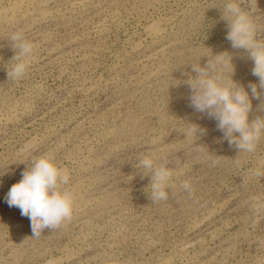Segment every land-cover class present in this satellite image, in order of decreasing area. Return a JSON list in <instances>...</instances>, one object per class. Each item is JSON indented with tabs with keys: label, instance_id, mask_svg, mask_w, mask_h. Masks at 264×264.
Segmentation results:
<instances>
[{
	"label": "rangeland",
	"instance_id": "rangeland-1",
	"mask_svg": "<svg viewBox=\"0 0 264 264\" xmlns=\"http://www.w3.org/2000/svg\"><path fill=\"white\" fill-rule=\"evenodd\" d=\"M224 2L0 0V264H264V177L252 174L264 137L255 153L229 146L185 83L223 52L234 80L258 83L225 39ZM240 2L264 40V0ZM18 31L34 49L14 80ZM49 153L73 213L34 237L6 196ZM144 156L172 171L166 200L153 201Z\"/></svg>",
	"mask_w": 264,
	"mask_h": 264
},
{
	"label": "clouds",
	"instance_id": "clouds-1",
	"mask_svg": "<svg viewBox=\"0 0 264 264\" xmlns=\"http://www.w3.org/2000/svg\"><path fill=\"white\" fill-rule=\"evenodd\" d=\"M222 16L227 21L225 39L233 49L247 53L253 64L251 74L258 78V83L249 82L245 86L234 80L232 56L223 52L210 58L204 66H192L196 75H189L185 81L190 89L189 106L214 118L229 146L235 145L240 153H255L264 137V116L250 119V115L253 100L259 101L257 109L264 111V40L257 38L255 20L251 12L241 6L240 0H225ZM10 39L14 51L10 60L15 63L7 69V76L19 80L29 68L34 45L23 32L13 33ZM198 130L197 125H192L188 134L193 135ZM139 163L152 173L153 201L166 200L165 189L172 171L164 165L155 167L151 156H144ZM252 174L262 178L264 170L257 168ZM21 176L9 189L6 200L10 207L19 208L21 215L30 219L34 237L71 218L74 198L71 192L62 188L69 181V173L57 165L53 154L35 158ZM183 187L189 190L190 184L184 182Z\"/></svg>",
	"mask_w": 264,
	"mask_h": 264
}]
</instances>
